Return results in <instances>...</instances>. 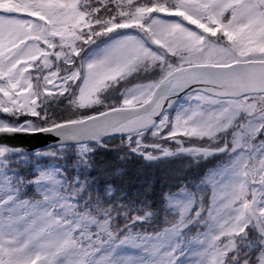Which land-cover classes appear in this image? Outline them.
Here are the masks:
<instances>
[{
  "label": "snow or ice",
  "instance_id": "obj_1",
  "mask_svg": "<svg viewBox=\"0 0 264 264\" xmlns=\"http://www.w3.org/2000/svg\"><path fill=\"white\" fill-rule=\"evenodd\" d=\"M101 153L224 159L153 207ZM0 264H264V0H0Z\"/></svg>",
  "mask_w": 264,
  "mask_h": 264
},
{
  "label": "trees",
  "instance_id": "obj_2",
  "mask_svg": "<svg viewBox=\"0 0 264 264\" xmlns=\"http://www.w3.org/2000/svg\"><path fill=\"white\" fill-rule=\"evenodd\" d=\"M217 159L196 164L191 157L180 155L156 162H144L137 158L118 162L114 153H101L98 163L109 171L123 169L121 175L112 177V183L127 197L150 200L153 207H160L161 194L166 191L175 192L182 184L193 192L206 191V185H201L200 181L210 168L216 166Z\"/></svg>",
  "mask_w": 264,
  "mask_h": 264
},
{
  "label": "water",
  "instance_id": "obj_3",
  "mask_svg": "<svg viewBox=\"0 0 264 264\" xmlns=\"http://www.w3.org/2000/svg\"><path fill=\"white\" fill-rule=\"evenodd\" d=\"M52 139H55L54 137ZM19 142L24 143L26 146L27 145H35L37 147L41 146V141H39L36 138H29V137H21ZM49 143L51 142V140L48 141Z\"/></svg>",
  "mask_w": 264,
  "mask_h": 264
},
{
  "label": "rangeland",
  "instance_id": "obj_4",
  "mask_svg": "<svg viewBox=\"0 0 264 264\" xmlns=\"http://www.w3.org/2000/svg\"><path fill=\"white\" fill-rule=\"evenodd\" d=\"M179 156H180V155H179ZM175 157H178V156H175ZM187 157H190V156H187ZM170 158H171V157H170ZM217 158L219 159V160L217 159L218 161H220V160H223V159H224V157H223V156H220V157H217ZM211 159H213V158H211ZM209 160H210V159H209Z\"/></svg>",
  "mask_w": 264,
  "mask_h": 264
}]
</instances>
